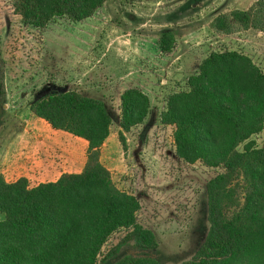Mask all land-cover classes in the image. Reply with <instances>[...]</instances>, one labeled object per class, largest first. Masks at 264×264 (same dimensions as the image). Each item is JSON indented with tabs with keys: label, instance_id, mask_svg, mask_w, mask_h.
I'll return each instance as SVG.
<instances>
[{
	"label": "trees",
	"instance_id": "obj_1",
	"mask_svg": "<svg viewBox=\"0 0 264 264\" xmlns=\"http://www.w3.org/2000/svg\"><path fill=\"white\" fill-rule=\"evenodd\" d=\"M107 0H10L26 27L45 29L55 20L80 23ZM212 32L230 36L249 30L264 39V0L247 10L218 14ZM178 34L159 32L157 46L168 55ZM0 51V131L8 124ZM158 122L172 130L175 156L215 174L205 183L207 234L192 258L181 264H264V70L238 50H212L181 89L168 94ZM150 99L128 88L113 99L77 90H51L30 104L51 128L87 143L79 173L31 183L0 176V264H167L153 231L138 222V200L112 181L101 147L118 127V140L152 126ZM114 242H112V240Z\"/></svg>",
	"mask_w": 264,
	"mask_h": 264
},
{
	"label": "rangeland",
	"instance_id": "obj_2",
	"mask_svg": "<svg viewBox=\"0 0 264 264\" xmlns=\"http://www.w3.org/2000/svg\"><path fill=\"white\" fill-rule=\"evenodd\" d=\"M256 0H107L91 18L55 20L43 30L26 27L13 14L10 0H0V51L8 124L0 131V176L31 183L79 173L87 143L36 118L30 104L51 90H77L113 99L139 88L150 99L152 126L118 140V127L101 147V162L115 186L139 204L138 222L154 232L167 264L192 258L209 225L205 183L215 174L187 165L174 152L172 130L158 122L168 94L181 89L212 50H238L264 70V39L253 30L222 36L212 32L214 17L247 10ZM172 28L176 47L161 54L159 32ZM264 146V132L254 137ZM115 239L112 240L114 242Z\"/></svg>",
	"mask_w": 264,
	"mask_h": 264
}]
</instances>
